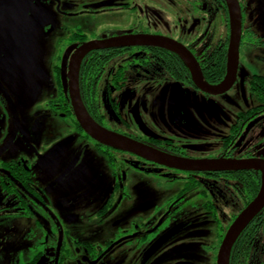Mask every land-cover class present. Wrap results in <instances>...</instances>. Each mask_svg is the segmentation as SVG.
<instances>
[{"label":"flooded vegetation","instance_id":"flooded-vegetation-1","mask_svg":"<svg viewBox=\"0 0 264 264\" xmlns=\"http://www.w3.org/2000/svg\"><path fill=\"white\" fill-rule=\"evenodd\" d=\"M237 2L238 69L225 93L202 91L183 57L161 46L83 56L86 111L147 148L138 155L80 125L74 56L95 42L159 37L189 52L218 86L231 42L227 0H0V264H264V204L228 262L221 258L264 187V0ZM222 57L225 74L214 79L211 64ZM16 69L49 96L17 99ZM170 158L240 169H187Z\"/></svg>","mask_w":264,"mask_h":264},{"label":"water","instance_id":"water-1","mask_svg":"<svg viewBox=\"0 0 264 264\" xmlns=\"http://www.w3.org/2000/svg\"><path fill=\"white\" fill-rule=\"evenodd\" d=\"M229 5L230 19H231V42L228 52V66L227 75L225 80L218 86H211L204 81L201 71L199 69L196 59L180 45L178 46L174 42L165 40L159 37L153 36H131L115 39L109 42H95L90 45H86L79 49L72 60L71 67V83H70V97L73 103L74 111L82 128L98 142L114 147L116 149L134 152L138 155L144 154L147 148L142 144L112 131H109L99 124H97L86 111L79 92L78 87V72L83 56L90 50L110 48V47H123L128 45H156L161 46L172 51L178 52L183 59L187 62L188 66L192 70L193 78L196 85L204 92L213 94H222L229 91L236 78L239 60V46L241 39V13L237 0H227ZM175 166L184 165L187 169H200V170H235L240 169L239 162L237 161H224V160H211V161H181L174 158L168 159ZM264 204V187L258 198L247 208L244 213L236 220L231 227L223 249L221 251V258L227 259L230 253V249L236 240L239 233L250 222L253 216L258 212L261 206Z\"/></svg>","mask_w":264,"mask_h":264},{"label":"rangeland","instance_id":"rangeland-1","mask_svg":"<svg viewBox=\"0 0 264 264\" xmlns=\"http://www.w3.org/2000/svg\"><path fill=\"white\" fill-rule=\"evenodd\" d=\"M51 66V65H50ZM43 70L49 71L50 67L48 66H41ZM50 73V72H49ZM25 78V74L23 72H18L16 69V73L14 74V81L17 90V99L19 98L20 101H40L42 98H46L49 96V89H44V87H38V83L36 79H32L35 81L34 83L26 82L23 84V80ZM47 85V84H46ZM53 123L47 127L46 131H51L50 129L53 128Z\"/></svg>","mask_w":264,"mask_h":264},{"label":"trees","instance_id":"trees-1","mask_svg":"<svg viewBox=\"0 0 264 264\" xmlns=\"http://www.w3.org/2000/svg\"><path fill=\"white\" fill-rule=\"evenodd\" d=\"M226 70V57L217 58L215 62L211 64L209 75L214 79L222 78Z\"/></svg>","mask_w":264,"mask_h":264}]
</instances>
